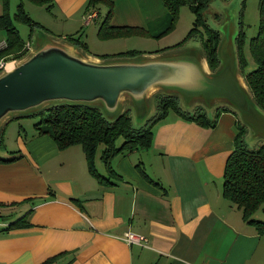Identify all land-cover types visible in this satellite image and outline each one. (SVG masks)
I'll use <instances>...</instances> for the list:
<instances>
[{
    "label": "crops",
    "instance_id": "crops-1",
    "mask_svg": "<svg viewBox=\"0 0 264 264\" xmlns=\"http://www.w3.org/2000/svg\"><path fill=\"white\" fill-rule=\"evenodd\" d=\"M19 1L8 0L10 16ZM25 1L33 20L59 24L60 37L51 35L56 40L66 30L75 32L91 10L86 9L88 0ZM112 2L111 24L149 28L140 0ZM106 8L100 4L95 18ZM4 38L0 28V41ZM159 49L140 54L158 56L163 52ZM218 54L220 59L219 47ZM234 63L241 90L254 103L236 58ZM184 104L180 106L187 110L202 105L196 100ZM225 105L229 110L221 111L212 127L166 114L153 127L147 156L137 149L112 158L120 176L111 175L110 183L98 182L88 172L79 144L59 149L46 134H33L27 141L18 134L15 148L0 144V158H13L0 160V264H41L50 258L48 264H264V233L246 223L240 209L221 194L224 162L240 122L235 103L227 100ZM214 107L207 106L208 114ZM257 109L252 114L264 122ZM250 129V139L249 130L244 137L248 145L264 142V128ZM95 164L104 171L99 153ZM20 216L21 223L5 228ZM254 216L264 221V213ZM127 230L143 234L146 242H126L122 235Z\"/></svg>",
    "mask_w": 264,
    "mask_h": 264
},
{
    "label": "trees",
    "instance_id": "trees-1",
    "mask_svg": "<svg viewBox=\"0 0 264 264\" xmlns=\"http://www.w3.org/2000/svg\"><path fill=\"white\" fill-rule=\"evenodd\" d=\"M42 4L44 0H30ZM209 0H161L167 10L166 24L156 35L141 25L111 24L109 18L112 12V0H88L86 9H95L100 4L106 5L104 17L97 28L100 38L123 37L128 35H150L158 36L173 27L177 10L180 5L187 4L193 13L192 25L182 44L188 38L198 40V49L205 58L211 72L219 70L218 46L220 32L210 26L204 18V9ZM8 0H3L2 13L0 14V28L5 32L6 46L0 50L1 54L8 58L21 59L28 53L25 46L26 41L20 36L13 20L29 25L32 30L34 26H41L33 20L25 11L22 0L17 3L13 16L9 15ZM258 26L256 33L248 39V50L255 63L253 67L245 69L247 59L244 53L245 32L242 24H239L234 36L235 58L244 81L252 94L254 103L264 113V0L258 1ZM80 32L75 31L63 36L64 40L74 48L87 50L86 42L80 37ZM139 49H125L114 53H103L99 58L106 59L113 56H134L140 54ZM157 109L140 123L134 125L128 113V109L120 111L113 118H108L100 106L76 101H52L43 108L24 112L28 116H37L33 123L35 135L46 134L59 149L73 144H79L83 150L88 172L98 182H113L111 175L120 176L112 166V158L123 155L137 149H147L152 143L153 127L164 118L171 109L180 118L194 121L202 126L212 127L215 125L216 117L221 111L229 110L225 104L216 105L209 116L207 107L196 105L187 110L180 106L178 97L174 92L160 90L154 95ZM121 137L120 142L117 139ZM245 128L240 126L235 132L233 147L228 152L222 172L221 194L224 198L240 209L242 219L254 225L259 233H264V221L254 216L260 209L264 213V142H255L248 145L245 140ZM0 144L4 145L3 131L0 130ZM99 153L100 161L104 171H98L95 164L96 154ZM13 158H0L1 161H10ZM142 175L148 177L145 170L140 168ZM149 178V177H148ZM151 180V178H149ZM76 203L79 201L73 198ZM20 216L10 222L5 228H10L16 223H21ZM52 258L41 264H48Z\"/></svg>",
    "mask_w": 264,
    "mask_h": 264
},
{
    "label": "water",
    "instance_id": "water-1",
    "mask_svg": "<svg viewBox=\"0 0 264 264\" xmlns=\"http://www.w3.org/2000/svg\"><path fill=\"white\" fill-rule=\"evenodd\" d=\"M156 88L236 106L247 103L231 66L211 73L197 52L102 61L52 38L0 73V123L11 112L49 101L99 102L114 112L123 98L142 101Z\"/></svg>",
    "mask_w": 264,
    "mask_h": 264
},
{
    "label": "rangeland",
    "instance_id": "rangeland-1",
    "mask_svg": "<svg viewBox=\"0 0 264 264\" xmlns=\"http://www.w3.org/2000/svg\"><path fill=\"white\" fill-rule=\"evenodd\" d=\"M19 1V0H18ZM25 0H23L24 2ZM142 4V8L147 15V20L149 22V28L153 31V35H156L157 32L161 31L160 29L163 25L166 24L167 20V10L162 5L161 0H140ZM258 1L259 0H209L207 7L204 9V18L207 23L219 30L220 32V42H219V53H220V62L219 68L230 65L232 70H234V38L233 33L234 29L238 27L239 24H242V27L245 32V45H244V53L247 59V66L245 69H249L255 65L249 50H248V39L253 36L257 31L258 26ZM29 1H25L24 4L27 6ZM25 8V6L23 5ZM41 8V7H40ZM12 12V11H11ZM42 13V12H41ZM44 14V13H42ZM34 17L40 18V12H34ZM102 11L99 16L95 18V20H91L88 23L82 24V26H78L75 31L80 32V37L83 41L86 42L87 50L83 48L75 47L76 50L86 57L94 58L92 55L100 56L103 53H114L116 51L125 50V49H141V51H149L151 49L160 48V51H163L159 54V56L169 55L172 52L179 53H195L198 47V40L196 38H188L182 44L172 46L178 42H181L186 36L190 26L192 25L193 13L190 10L187 4H182L179 6L176 14V18L174 21V25L172 28L167 30L166 32L159 34L158 36H150V35H126L123 37H112V38H100L96 29L103 18ZM37 19V18H36ZM36 21V20H35ZM94 21V22H93ZM38 22V21H37ZM45 25L34 26L31 30L29 25L23 22H16V26L19 29V33L21 37L28 43H30L31 48H35L41 43L52 39V36L60 37L61 31L58 30L57 26L59 24H49V22H45ZM135 25V24H129ZM53 27V31L50 28ZM57 32L58 34H55ZM73 30H66V33L72 34ZM49 33V34H48ZM52 35V36H51ZM62 40H56L59 43L68 44L63 38ZM64 40V41H63ZM71 46V45H70ZM143 53V52H141ZM143 58L141 54L134 56H121V57H110L106 59H99L102 61H116L122 59H140ZM18 60V59H17ZM222 63V64H221ZM162 89L156 88L149 93L148 97H145L142 101H134L130 97L126 98L124 101H121L120 106L114 112H107L104 110L102 105L99 102H91V104L100 106L104 114L108 118H113L117 115L121 109H128V113L131 117V121L134 125H139L141 119L144 115L150 116L153 114L156 109V100L153 98L156 92H159ZM174 92L177 97L179 104L184 107L185 102H191L193 100L199 101L203 106L207 107L210 104L221 105L227 103V100H219L216 102H211L213 100H205L200 97H187L183 93ZM152 99L154 101L153 105L150 104ZM246 106H233L236 108L237 117L240 119L239 125L245 128L246 131L249 130L247 136L250 139L252 135V130L250 127L252 126L255 130H260L264 128V122L258 120L256 116L252 114V109H257L254 103L251 101H246ZM49 102H45L37 107L28 109L24 112L34 111L43 108L45 105L49 104ZM229 104H232L229 102ZM251 108V110L249 109ZM258 110V109H257ZM24 112H11L4 119L1 120L0 126H3V141L4 144L8 148L16 147L17 135H21L24 141H27L31 138V136L35 133L33 123L37 121V116H28L23 114ZM173 111L171 109L168 110L167 115L171 116ZM212 116L213 114L210 112L208 114ZM248 123V124H244ZM250 124V127H249ZM249 128V129H248ZM121 137L117 139L120 142ZM80 146V145H79ZM140 154L143 156H147V149H138ZM13 152V151H12ZM100 172H103L102 168H97ZM257 212H263L258 209Z\"/></svg>",
    "mask_w": 264,
    "mask_h": 264
},
{
    "label": "built area",
    "instance_id": "built-area-1",
    "mask_svg": "<svg viewBox=\"0 0 264 264\" xmlns=\"http://www.w3.org/2000/svg\"><path fill=\"white\" fill-rule=\"evenodd\" d=\"M97 12L94 9H91L88 11L85 16H84V23L90 22L94 17H96ZM6 46V41L5 39L0 41V50ZM25 46L28 48V52L31 50L30 49V44L26 42ZM16 58H8V55H4L0 53V73L5 70L7 67H9V63L13 64L16 62ZM123 239L128 242V243H139V244H144L146 242V236L140 233H136L131 230H127L123 233L122 235Z\"/></svg>",
    "mask_w": 264,
    "mask_h": 264
},
{
    "label": "bare ground",
    "instance_id": "bare-ground-1",
    "mask_svg": "<svg viewBox=\"0 0 264 264\" xmlns=\"http://www.w3.org/2000/svg\"><path fill=\"white\" fill-rule=\"evenodd\" d=\"M9 66L11 65V63L8 64Z\"/></svg>",
    "mask_w": 264,
    "mask_h": 264
}]
</instances>
